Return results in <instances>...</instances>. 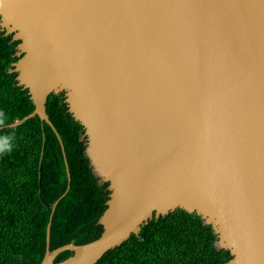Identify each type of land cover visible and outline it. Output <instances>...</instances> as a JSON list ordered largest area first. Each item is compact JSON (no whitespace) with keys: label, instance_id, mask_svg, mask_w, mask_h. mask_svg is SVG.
Wrapping results in <instances>:
<instances>
[{"label":"water","instance_id":"obj_1","mask_svg":"<svg viewBox=\"0 0 264 264\" xmlns=\"http://www.w3.org/2000/svg\"><path fill=\"white\" fill-rule=\"evenodd\" d=\"M1 31L33 111L0 130L46 123L66 175L40 264H96L176 209L210 226L226 264H264V0H0ZM61 92L109 194L97 239L49 251L70 179L44 104Z\"/></svg>","mask_w":264,"mask_h":264},{"label":"trees","instance_id":"obj_2","mask_svg":"<svg viewBox=\"0 0 264 264\" xmlns=\"http://www.w3.org/2000/svg\"><path fill=\"white\" fill-rule=\"evenodd\" d=\"M0 32V127L33 111L27 90L9 73L18 41ZM45 114L63 146L69 188L50 218L48 249L89 243L102 232L97 224L106 208L108 184L98 185L84 156L82 127L67 112L64 93L49 95ZM11 151L0 154V264H40L45 249V229L52 204L64 193L66 175L61 150L50 127L37 117L14 129ZM210 226L194 215L176 209L144 225L96 264H226L228 251L216 250ZM71 255L62 252L58 263Z\"/></svg>","mask_w":264,"mask_h":264},{"label":"clouds","instance_id":"obj_3","mask_svg":"<svg viewBox=\"0 0 264 264\" xmlns=\"http://www.w3.org/2000/svg\"><path fill=\"white\" fill-rule=\"evenodd\" d=\"M3 114L0 113V122H2ZM12 141L9 136H0V154H4L6 152L11 151Z\"/></svg>","mask_w":264,"mask_h":264}]
</instances>
